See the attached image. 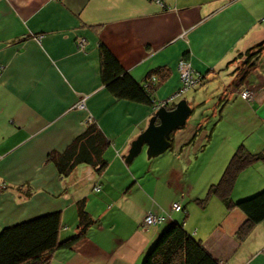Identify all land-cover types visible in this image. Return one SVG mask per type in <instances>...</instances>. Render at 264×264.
Wrapping results in <instances>:
<instances>
[{"label": "crops", "instance_id": "crops-1", "mask_svg": "<svg viewBox=\"0 0 264 264\" xmlns=\"http://www.w3.org/2000/svg\"><path fill=\"white\" fill-rule=\"evenodd\" d=\"M164 4L0 0V184L6 185L0 189V230L58 210L60 239L73 236L80 231V201L94 220L47 264H141L172 221L181 222L221 264H264V219L239 241L242 210L227 208L216 196L204 206L195 201L218 180L238 144L264 149V50L240 82L242 57H236L264 39V0ZM78 37L85 38L82 49ZM100 42L140 82L156 67L167 69L153 91L158 104L178 89L182 57L201 76L200 86L184 97L192 108L185 124L172 132L162 153L125 161L154 110L116 98L104 86ZM241 87L254 89V97L243 98ZM80 99L83 108L76 107ZM88 114L103 134L105 164L80 162L60 176L47 154L80 135ZM262 188L264 159L239 173L231 197ZM173 201L181 208L172 209ZM149 211L163 219L144 223Z\"/></svg>", "mask_w": 264, "mask_h": 264}, {"label": "trees", "instance_id": "trees-1", "mask_svg": "<svg viewBox=\"0 0 264 264\" xmlns=\"http://www.w3.org/2000/svg\"><path fill=\"white\" fill-rule=\"evenodd\" d=\"M263 50L264 39L238 52L236 57L243 58V66L238 67L239 82L255 65ZM99 54L101 81L114 97L150 106L157 104L153 98V91L161 78L167 75L166 68L164 71L161 67L150 70L147 78L140 82L123 67L103 42L99 43ZM181 59L188 61L186 57ZM151 76H156V79L149 80ZM161 104L171 108L175 102H161ZM152 109L155 110L156 106ZM102 136L103 134L95 123L87 121L86 128L80 135L64 150L60 152L50 151L47 154V159L55 163L60 176L68 175L80 162H88L94 165L99 161L101 168L105 164L103 149L106 146L99 139ZM261 159H264V149L251 151L245 144H238L218 180L209 184L203 197L195 198L198 205L204 206L209 197L216 196L227 208L236 206L242 210L245 217L235 231V236L239 241L243 240L252 228L264 219V188L236 200L231 197V192L239 173ZM78 217L80 231L64 239L59 237L62 221L61 213L58 210L39 214L2 227L0 230V264H47L57 249L71 246L94 222L84 209L83 201L78 203ZM141 264L221 263L203 245L202 241L185 229L181 222L172 221L162 229L146 251Z\"/></svg>", "mask_w": 264, "mask_h": 264}, {"label": "water", "instance_id": "water-1", "mask_svg": "<svg viewBox=\"0 0 264 264\" xmlns=\"http://www.w3.org/2000/svg\"><path fill=\"white\" fill-rule=\"evenodd\" d=\"M191 110L185 98H180L171 108L159 105L150 116L146 127L131 141L125 161H131L144 144L148 158L165 151L171 143V132L185 123Z\"/></svg>", "mask_w": 264, "mask_h": 264}, {"label": "built area", "instance_id": "built-area-1", "mask_svg": "<svg viewBox=\"0 0 264 264\" xmlns=\"http://www.w3.org/2000/svg\"><path fill=\"white\" fill-rule=\"evenodd\" d=\"M152 1H155L158 4L165 6L164 1H162V0H152ZM84 43H85L84 37H78L77 38V45L79 47L83 48ZM177 65H178V68L180 70H182V71H180V76H179V79H180V82H182V85H183V83H185V84L189 83L190 85H193L195 80H194L193 75H192L193 70H192V66L190 65V63L188 61L183 60V59H179ZM149 80L153 81L154 77L151 76ZM181 87H180V90L177 89L175 91V95L181 94L180 91L184 92L185 90H187L191 86H189L188 88L186 87L187 89L186 88L184 89V86H181ZM241 96L246 98V99H251V96L249 94H247L246 92H243V94H241ZM170 101H171V96L166 97L165 99L162 100V102H164V103L170 102ZM78 102L80 105L79 107H84L83 99H80ZM91 118H92L91 115L88 114L85 118V121H90V120H92ZM171 208L174 210L180 209L181 208L180 202L179 201H173L171 204ZM162 219H163V214H155V213H152L149 211L145 214V216L143 218V222L146 224H154V223L160 222Z\"/></svg>", "mask_w": 264, "mask_h": 264}, {"label": "rangeland", "instance_id": "rangeland-1", "mask_svg": "<svg viewBox=\"0 0 264 264\" xmlns=\"http://www.w3.org/2000/svg\"><path fill=\"white\" fill-rule=\"evenodd\" d=\"M76 41H77V39H76ZM85 44H86V42L83 44V46H85ZM78 48H80V49H82V47H79L78 46ZM241 59H243V58H241ZM241 65V67L243 66V63L241 62L240 63ZM192 70H193V73H192V75H193V78H194V83H193V85H190L189 83H183V85H182V82H180V84H179V86H178V90H180V87L181 86H184V89L187 87H189V86H191L190 88H186L187 90H185L184 92H182V91H180L181 92V94H177V95H175V92L174 93H172V94H170V95H168V97L169 96H171V103L172 102H177L180 98H184V97H189L190 98V96H191V94L192 93H194V89H192L193 87H196L197 85H199V83H200V81H201V79L202 78H200V75L199 74H197L195 71H194V69H193V67H192ZM177 71H178V74H179V76H180V71H182V70H180L179 68H178V65H177ZM149 79H150V77H149ZM156 79V76H154V80ZM204 84H202V86H203ZM200 86V85H199ZM182 88V87H181ZM250 91V92H249ZM238 92H239V94L241 95V94H243V92H246L247 94H249L250 96H251V98H253L254 97V93H255V91H254V89H252V88H248V87H241L240 89H238ZM246 99V98H245ZM248 100V99H247ZM162 101V100H161ZM159 103V102H158ZM158 103L157 104H153V106H152V108L154 107V106H158ZM160 105H164V104H161L160 103ZM80 105H79V102H77L76 103V107L77 108H83V107H79ZM157 108V107H156ZM91 119H93V118H91ZM90 121H93V120H90ZM142 152H140V154H137V155H139L138 157H140V155L142 156V155H144L145 157H147V155H146V145L144 144L143 145V148H142V150H141ZM5 186L6 185H4V184H0V189L1 190H3V189H5Z\"/></svg>", "mask_w": 264, "mask_h": 264}]
</instances>
